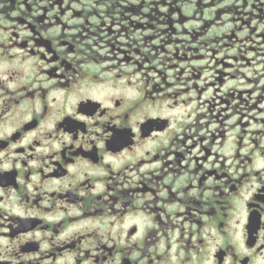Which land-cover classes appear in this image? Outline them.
Segmentation results:
<instances>
[{
	"label": "flooded vegetation",
	"instance_id": "flooded-vegetation-1",
	"mask_svg": "<svg viewBox=\"0 0 264 264\" xmlns=\"http://www.w3.org/2000/svg\"><path fill=\"white\" fill-rule=\"evenodd\" d=\"M0 264H264V0H0Z\"/></svg>",
	"mask_w": 264,
	"mask_h": 264
}]
</instances>
